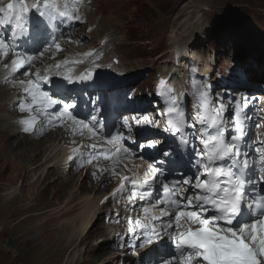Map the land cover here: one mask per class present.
Segmentation results:
<instances>
[{
    "label": "snow or ice",
    "instance_id": "obj_1",
    "mask_svg": "<svg viewBox=\"0 0 264 264\" xmlns=\"http://www.w3.org/2000/svg\"><path fill=\"white\" fill-rule=\"evenodd\" d=\"M82 2L0 0V63L6 70L4 81L11 79L12 86L18 85L24 94L17 109L30 115L35 109L51 117L47 123L52 126L63 125L67 118L81 129H87L89 139L100 137L114 144L113 149L88 145L92 149L88 163L99 158L111 163L126 159L127 155H115L129 153L130 146H125L123 141L135 144L131 150L133 156L137 149L149 152L148 156L136 157L147 163V169L142 174L121 177L119 186L102 201L127 200L129 207L135 201L144 202L140 207L146 222L142 223L137 216L135 224L140 231L132 233L139 243L126 245L125 238L121 237V247L139 249L151 245L142 253H153L151 264H264V142L253 146L246 138L245 122L249 119L246 112L241 115L234 111L231 118L225 117L223 105L217 106L210 99L207 85L197 86L193 81L194 115L189 119L184 106L187 94L181 93L177 99L174 89L161 80L162 87H158L156 95L165 101L157 109V116L165 117L163 131L180 145L191 146L190 153H175L156 147L160 140L154 129L159 125V118L152 121L147 112H133L131 119L121 117L114 134L103 135L106 123H101L95 115L81 118L71 111L76 107L66 98L72 91L68 88L73 84L71 77L53 83L50 79L53 66L45 69L43 75L39 69L32 71L34 61L43 58L45 50L53 47L63 50L56 42L59 36L50 42L55 32L64 36L66 30L84 22L80 14ZM86 55L95 58L99 53ZM9 57L10 63H4ZM55 68L60 69L61 64ZM96 76L98 72L88 70L78 82L94 83ZM21 77L29 79L25 81ZM49 83L56 91L43 87ZM247 103L246 99L241 107L246 108ZM37 122L32 116L21 119L19 124L24 133H32ZM229 124L231 135H227ZM74 152L77 155L69 156V161L82 157L79 148ZM160 156L167 160H158ZM158 164L169 167L165 169ZM113 175L117 173L109 172V176ZM157 184L161 195L153 198ZM115 215L119 217V213Z\"/></svg>",
    "mask_w": 264,
    "mask_h": 264
},
{
    "label": "rangeland",
    "instance_id": "obj_2",
    "mask_svg": "<svg viewBox=\"0 0 264 264\" xmlns=\"http://www.w3.org/2000/svg\"><path fill=\"white\" fill-rule=\"evenodd\" d=\"M192 4L199 5L201 8L203 7L204 27L207 26L204 38H198V44L194 48L196 54L204 62L207 56L212 57V55L216 54V58L229 62L224 63L226 65L228 64L224 67L225 70L243 62V66L248 65L250 67V72L253 75L258 70H261L262 75L264 74L263 66L261 68L258 67L257 70H251L252 67L255 68L256 66H253L250 60L256 57L254 55L255 52L260 56L259 47L264 37V0H94L93 10L95 9V13H93V19L101 22L102 27L110 33L115 32V52L121 55L127 65L135 66L139 64L135 68V71H146L144 79L142 80L143 83L139 85V88L145 91L146 88L149 89L155 79L157 74L156 68L164 70L165 66L170 68L169 65H166V59L169 54L168 44L171 30L175 27V20L181 13L188 10ZM98 21H96V29L100 27ZM155 63L157 67L151 69V66ZM253 75L250 74V79L254 78ZM262 75L257 78L263 80L264 76ZM1 136L0 264H32L36 254L39 255L45 252L49 246L55 248L52 244L55 241L57 242L56 239L59 238L56 235V225L59 223L63 224L65 218L67 219L71 213L68 214L66 212L65 215H68L60 219H57V214H55L54 217L50 218V221H52L50 222V226L48 224V227L42 225V222L36 223L37 218L33 221L30 220L29 223H25L24 217L32 213L36 214L37 207L43 211H50L51 213L58 212L57 209H62L66 204L67 195L65 194L69 190L73 188L74 190H79L78 188L80 187H84L83 190L85 191L88 190L82 183L80 186L76 185L75 187L77 178L73 181L70 177L76 174L73 171L68 173V181L65 182L59 180L54 181L55 179L53 177L55 176L49 180L46 174L43 175L45 178L41 177L42 175L38 178L40 172L45 168L40 170L41 168L38 167L40 166L38 162L43 161L44 158L43 160L40 156L36 157L35 160L31 158L36 156V153L33 152L36 146L35 148H29L31 150L30 152H21L19 150V152H16L15 140H7L6 138H1ZM10 142L12 145L9 144ZM47 145L49 146V143ZM47 145L45 146L48 147ZM13 149L14 151H12ZM30 170L32 173L28 176L26 172ZM49 170L54 169L49 168L46 171ZM63 173L64 171L60 172V175H63ZM51 174L52 172L49 171V175ZM35 179L38 180L37 184H34ZM7 183H11V186H7ZM10 190L14 191L13 194ZM58 191L63 194L59 198L55 196ZM9 194H12V197H16L13 200L14 202H5L6 198H12L8 196ZM8 203L12 205L10 206ZM15 204L17 207H13ZM43 227L44 232H42ZM96 229L99 231L98 225ZM88 236L90 237L85 238L86 236H84L86 243L80 242L79 244V247L82 246V255L84 258H87V256H98L106 252L105 248L95 252L91 245L93 246L99 237L94 233H90ZM7 237H11L15 249L17 246L16 253L14 252L16 251L15 249L9 251L4 247V242ZM86 244H88L89 248H86ZM13 252L16 255L11 254ZM56 254L52 256L53 261L48 260L45 264H64V256L70 255L71 253L69 250L65 251L63 260L61 259L62 255L59 254L58 257L57 252ZM97 259L94 264L104 263V259ZM80 264L92 263L84 260Z\"/></svg>",
    "mask_w": 264,
    "mask_h": 264
},
{
    "label": "bare ground",
    "instance_id": "obj_3",
    "mask_svg": "<svg viewBox=\"0 0 264 264\" xmlns=\"http://www.w3.org/2000/svg\"><path fill=\"white\" fill-rule=\"evenodd\" d=\"M205 6H206V4H205ZM189 7L190 8L188 10H185V11L183 10L184 12L181 13V15L179 14L180 16L174 22L175 27L172 28V30H171V36L169 38V44H168L170 51L175 48V46L177 45L179 40L184 39V38L187 40L188 43H190L192 49L194 50V48H196L197 36H198V38H201V37L204 38V33L207 30V26L204 27L205 19L203 18V14H202V8L203 7L201 8L199 5H196V4H192ZM91 24H96V21L95 20L92 21ZM263 48H264V42L262 43V49ZM188 51L191 52V49L188 48ZM61 52H64V50H62ZM53 56H55V54H53ZM172 57H173V55L169 56L166 59L167 65H172V63H173ZM53 60H54V58H53ZM182 61H183V59L178 60V62H182ZM183 64L184 65H180V66L175 67V73L173 74V76L178 80H180L181 77H182V79L183 78L185 79L184 73L187 70V67H186L185 63H183ZM123 65H125V64H123ZM158 72H161V71H158ZM0 109H1V107H0ZM60 136H61V138H60V140H61L62 135H60ZM1 138H5V137L1 136ZM55 141H56V139L50 140L49 142H47V143H49L48 147L45 146V143H41L42 141H40V142H38V144L32 145L30 147V149H31L32 147L35 148V146H36V149L35 150L33 149V152L36 153V156L31 157L32 160H35L36 157H39V156L41 158H44L43 164H40V166H38L41 168L40 170L45 168L42 172H40L41 175H44L46 167L48 169L50 168V169H54V170L59 169V167H60L59 165H61V163L65 157L64 153L60 150V144L56 143ZM9 144L12 145L11 142ZM42 144H43V146H42ZM28 147L29 146H24L23 144H21L18 141L15 143V148L17 149L16 152H19V151L30 152L31 150ZM11 148H13V147H11ZM27 148H28V150H27ZM12 151H14V149ZM32 156H33V154H32ZM26 173L29 176V175H31L32 171L30 170ZM48 173H49V171H48ZM44 178H45V176H44ZM102 181H104L106 184L109 183V181L105 180L104 178H102ZM37 183H38V180L34 181V184H37ZM71 184L73 185V183H71ZM76 185L80 186L79 177L75 181V187H76ZM7 186H11V183H7ZM83 188L80 187V188H78L79 190H74V188H73V189L69 190L68 193H66V194L64 193L65 195H67V197H66L67 202L62 209H57L58 212H52L51 213L50 211H43L42 209L37 207L36 214L35 213L30 214L29 213L30 215H27L26 217H24L25 223H29L30 220L33 221L35 218H37L36 223L42 222V225L48 227V224L50 226L51 225L50 222L52 221V220L50 221V218L54 217L55 214H57L56 216L58 217V218L57 217L56 218L60 219V218L66 217L69 213H71V215H69V217H67V219L65 218V221L63 224L59 223L56 225L57 226V234L56 235H58L59 238L56 239L57 242L55 241L53 244L51 243L53 245V247H55V248H52L49 246V248H46L45 252L40 253L39 255L36 254L32 264H45L46 261L52 260V256H54L56 254V252L58 253V257H59V254L62 255V258H61L62 260L65 258L64 264H68V263L80 264L78 262V258L81 256L82 252H81V249H79L78 246L76 245L77 241L79 239H80L79 242L83 241L86 228H88V231H89L93 227L92 226L93 224L92 225H90V224L92 222V219L99 212V208H98L97 204H98V201L100 200V198L104 194V192H102L103 191L102 186H96L93 188L92 191H85V190H83ZM45 189H47V188H45ZM10 192L13 194L14 191L10 190ZM12 194H9L8 196H11ZM62 195L63 194L60 193L59 191L55 194V196L58 198H59V196H62ZM4 197L6 198V196H4ZM15 199H16V197H12L11 199L6 198L5 202L10 203L11 201H13ZM5 202H3V203L6 204ZM9 205L11 206L12 204H9ZM13 207H17L16 204L13 205ZM66 212L68 213L67 215H65ZM42 232H44V227H43ZM61 232H63L64 235H63V233L61 234ZM92 233H94V232H92ZM36 234H38V233H36ZM89 237L90 236H88V238ZM68 250L71 254L64 256L65 251H68ZM105 254H109V253H105ZM105 254H100L98 256L95 255V256H91V257L87 256V258H84V257L81 258L80 257V260H82V262L84 260H86V262L90 261L92 264H94V262L96 261V259L98 257H100V258L97 260H102V259H104L105 256H108ZM63 256H64V258H63ZM101 256H102V258H101ZM57 260H58V258H57ZM54 262H55V260H54Z\"/></svg>",
    "mask_w": 264,
    "mask_h": 264
},
{
    "label": "water",
    "instance_id": "obj_4",
    "mask_svg": "<svg viewBox=\"0 0 264 264\" xmlns=\"http://www.w3.org/2000/svg\"><path fill=\"white\" fill-rule=\"evenodd\" d=\"M9 244L13 247V243H12V241L9 240Z\"/></svg>",
    "mask_w": 264,
    "mask_h": 264
}]
</instances>
